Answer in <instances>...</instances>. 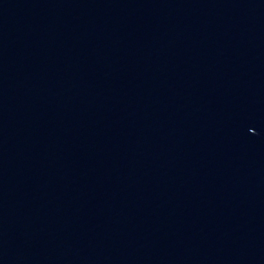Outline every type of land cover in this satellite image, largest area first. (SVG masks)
<instances>
[{
	"label": "water",
	"instance_id": "water-1",
	"mask_svg": "<svg viewBox=\"0 0 264 264\" xmlns=\"http://www.w3.org/2000/svg\"><path fill=\"white\" fill-rule=\"evenodd\" d=\"M0 264H264V0H0Z\"/></svg>",
	"mask_w": 264,
	"mask_h": 264
}]
</instances>
